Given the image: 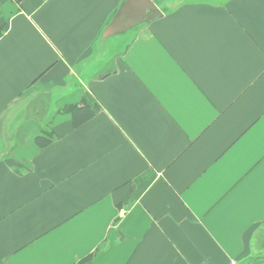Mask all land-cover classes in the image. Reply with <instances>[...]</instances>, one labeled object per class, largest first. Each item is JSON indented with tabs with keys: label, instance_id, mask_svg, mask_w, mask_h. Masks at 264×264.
<instances>
[{
	"label": "crops",
	"instance_id": "obj_1",
	"mask_svg": "<svg viewBox=\"0 0 264 264\" xmlns=\"http://www.w3.org/2000/svg\"><path fill=\"white\" fill-rule=\"evenodd\" d=\"M126 1L0 0V264H264V0Z\"/></svg>",
	"mask_w": 264,
	"mask_h": 264
},
{
	"label": "water",
	"instance_id": "obj_2",
	"mask_svg": "<svg viewBox=\"0 0 264 264\" xmlns=\"http://www.w3.org/2000/svg\"><path fill=\"white\" fill-rule=\"evenodd\" d=\"M163 15L154 0H127L106 29L107 35H115L145 21Z\"/></svg>",
	"mask_w": 264,
	"mask_h": 264
},
{
	"label": "trees",
	"instance_id": "obj_3",
	"mask_svg": "<svg viewBox=\"0 0 264 264\" xmlns=\"http://www.w3.org/2000/svg\"><path fill=\"white\" fill-rule=\"evenodd\" d=\"M70 109L72 112L73 124L75 127H78L87 122L95 114L94 106L88 103H85L79 107L72 106ZM36 142L38 145L44 146L49 142V140L45 137H38L36 138Z\"/></svg>",
	"mask_w": 264,
	"mask_h": 264
},
{
	"label": "rangeland",
	"instance_id": "obj_4",
	"mask_svg": "<svg viewBox=\"0 0 264 264\" xmlns=\"http://www.w3.org/2000/svg\"><path fill=\"white\" fill-rule=\"evenodd\" d=\"M155 2V1H154ZM156 3V2H155ZM118 34V33H117ZM110 38V40H116V39H118L119 40V42H118V44H117V46L120 48V49H122L124 46H125V41H123L122 42V40H120L121 38H123L122 37V35H113L112 37H109ZM115 42V41H114ZM262 256H264V254L262 253Z\"/></svg>",
	"mask_w": 264,
	"mask_h": 264
}]
</instances>
